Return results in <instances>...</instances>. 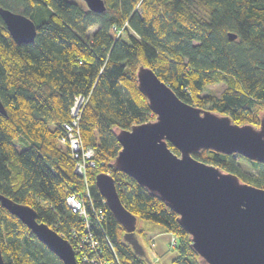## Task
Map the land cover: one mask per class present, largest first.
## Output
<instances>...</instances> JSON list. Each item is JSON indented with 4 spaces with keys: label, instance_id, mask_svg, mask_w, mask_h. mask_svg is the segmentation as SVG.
I'll list each match as a JSON object with an SVG mask.
<instances>
[{
    "label": "trees",
    "instance_id": "obj_1",
    "mask_svg": "<svg viewBox=\"0 0 264 264\" xmlns=\"http://www.w3.org/2000/svg\"><path fill=\"white\" fill-rule=\"evenodd\" d=\"M104 5L95 12L84 1L0 0V6L33 19L36 28L32 41L15 42L0 17L5 108L0 112V193L29 204L36 219L56 233L69 234L73 228L81 232L83 225L65 197L88 192L83 199L88 231L102 253L110 260L116 254L122 264H148L123 238L124 228L96 189L94 175L110 173L119 199L136 217L135 235L145 255L156 259L147 250L151 238L142 242L146 225H138L140 219L177 236L171 264H200L176 212L109 165L120 147L115 132L154 116L137 88L139 64L153 68L179 99L225 113L235 123L257 125L264 114V0H104ZM218 84L224 86L220 92L211 88ZM76 95H84L76 130L81 145L94 151V163L82 175L75 171L77 157L62 126L72 120ZM192 156L264 187V162L208 148ZM236 157L253 170L243 172ZM93 207L104 210L100 221ZM0 250L5 264H63L2 204Z\"/></svg>",
    "mask_w": 264,
    "mask_h": 264
},
{
    "label": "water",
    "instance_id": "obj_2",
    "mask_svg": "<svg viewBox=\"0 0 264 264\" xmlns=\"http://www.w3.org/2000/svg\"><path fill=\"white\" fill-rule=\"evenodd\" d=\"M83 1L95 12L105 8L104 0ZM0 17L13 41H32L36 34L33 19L2 6ZM228 35L235 37L234 33ZM135 79L154 116L117 129L120 147L109 165L133 177L176 212L200 264H264V187L192 156L194 151L208 148L264 162V114L257 125L235 123L225 113L190 104L179 99L148 65L137 66ZM0 112L5 114L1 100ZM167 141L178 153L170 150ZM93 178L133 251L148 264H160L151 262L143 252L135 235L136 217L119 199L111 174L99 171ZM0 204L26 224L63 264H78L72 245L47 223L38 221L33 207L3 193ZM0 264H5L1 250Z\"/></svg>",
    "mask_w": 264,
    "mask_h": 264
},
{
    "label": "built area",
    "instance_id": "obj_3",
    "mask_svg": "<svg viewBox=\"0 0 264 264\" xmlns=\"http://www.w3.org/2000/svg\"><path fill=\"white\" fill-rule=\"evenodd\" d=\"M84 100V95L74 96L73 106L70 108V114L72 115L71 122L63 123L65 128V133L69 140V147L72 151V156L77 157L75 160L74 168L75 171L82 175L86 171V166L93 165V148L90 146H82L81 140H79L78 132L76 130L77 120L79 116L80 106ZM62 125V126H63ZM63 136L62 140H65L66 137ZM88 192L84 195L79 193H68L65 197V200L68 202L70 209L73 212H76L81 223L83 225L82 231L71 229L68 233L60 231L62 237H64L73 247L74 255L78 264H122L120 259L115 254L112 260L108 259L97 242V239L93 236V233L88 231L89 226L91 225L89 213L85 210V197H88ZM94 215L97 221H100L104 217V210L101 207L94 209ZM68 235V236H67ZM169 246L171 248L175 247L177 244V236L171 234L169 237ZM155 241L151 242V245L154 246Z\"/></svg>",
    "mask_w": 264,
    "mask_h": 264
},
{
    "label": "rangeland",
    "instance_id": "obj_4",
    "mask_svg": "<svg viewBox=\"0 0 264 264\" xmlns=\"http://www.w3.org/2000/svg\"><path fill=\"white\" fill-rule=\"evenodd\" d=\"M73 1L77 4H82L83 0H70ZM95 27H92L89 32H91ZM224 86L222 84L218 85H212L211 88L214 89L216 92H220V90ZM78 136V135H77ZM79 137V136H78ZM80 140V137H79ZM70 143V142H69ZM238 162L239 167L241 170L245 173H249L253 170V167L242 160H239L237 157L235 158V161ZM146 225V227L143 229L144 232L141 236L142 242L143 241H148L149 238L152 240H155L154 246H151L150 248H147L149 255L151 258H155L156 256V261L159 262L160 264H171V259L175 257L178 253V250L174 247L171 248L168 244L169 242V237L170 234H168L167 231H164L163 229L160 228L158 224H154L149 221H144V219H140L138 221V225Z\"/></svg>",
    "mask_w": 264,
    "mask_h": 264
},
{
    "label": "bare ground",
    "instance_id": "obj_5",
    "mask_svg": "<svg viewBox=\"0 0 264 264\" xmlns=\"http://www.w3.org/2000/svg\"><path fill=\"white\" fill-rule=\"evenodd\" d=\"M78 118H79V117H78ZM77 123H78V122H77ZM63 126H64V125H63ZM80 138H81V137H80ZM81 141H82V140H81ZM81 141H80V142H81ZM81 144H82V143H81ZM51 228H52V227H51ZM76 229H77V228H76ZM81 229H82V228H81ZM78 231H80V230H78ZM90 232H91V231H90Z\"/></svg>",
    "mask_w": 264,
    "mask_h": 264
}]
</instances>
